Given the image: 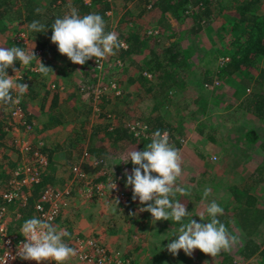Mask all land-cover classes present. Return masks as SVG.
Segmentation results:
<instances>
[{"label":"rangeland","instance_id":"rangeland-1","mask_svg":"<svg viewBox=\"0 0 264 264\" xmlns=\"http://www.w3.org/2000/svg\"><path fill=\"white\" fill-rule=\"evenodd\" d=\"M64 1H66L64 8L72 6L71 0ZM210 1L214 5V13L209 20L198 25L190 15L187 17L167 12L162 18L161 11L153 5L148 11L143 10L139 16L138 12L142 8L133 9L135 24L129 29L138 28V31L144 34V30H150L156 26L161 30V34L158 40H147V47L143 49L141 55H134L137 57L131 59L132 64L127 60L122 61L124 66L122 71L113 66L110 59L106 64V70L98 73L94 77L95 80L85 81L78 71L69 70L64 62H56L53 58L55 51L47 50V48H44L45 51L31 62L32 65L25 67L19 62V69H17L19 71H11L12 67L6 70L7 74L14 76L17 82L24 77L23 83L28 84L30 92L38 94L32 98L31 93H27L28 89L23 95L13 92L14 96L20 98L26 106L27 113L34 117L35 129L31 134V140L35 144L37 142L43 144V149L49 157L46 174L49 176L55 174L52 178L58 188H63L70 180L69 161L78 160L81 150L89 144L93 129H98V132L102 133L103 126L106 128L110 126V122L105 119L106 114L118 116L121 120L119 125L123 128L138 121L141 123L140 131L149 135L150 126L146 120L150 113L145 110L142 103L146 95L145 89L143 90V86L134 79L138 78L141 70H145L144 61H153L155 69L160 64L161 67L168 66L171 47L176 45L179 47L177 51L187 50L190 58L186 66L179 71L180 79H184L186 86L183 90L175 89L176 91L169 96L173 98V103L161 111L164 112L165 121L171 128L168 133L172 137V145L179 150L181 156L182 172L176 183L190 191V195L177 194L175 197L176 200L185 203L187 211L190 212L185 222L191 217L198 223L207 222L209 217L205 209L213 200L223 208V214L226 213L225 208L232 205V190L235 188L246 190L250 196L256 198V206L264 208V118L258 120L253 114L237 109L236 99L249 94L237 78L219 80L218 85L213 88L201 85L204 73L209 70L208 74H212L217 68V62L222 57V53L226 52L222 49L225 34L221 31V27L235 15L230 0ZM215 1L221 3V10ZM15 3L12 5V11L19 6ZM40 3L46 4V1ZM123 3L110 6L113 16L110 27L117 21L120 25V16L125 12ZM5 20L7 29L4 33H0V46H16L18 43L13 44V41H17V35L24 34L27 41L24 38L21 43L25 44L23 46L27 51L39 48L38 44L41 41L39 42L38 38L30 39L27 32H16L20 28L18 20L10 15ZM119 25L116 26L115 33L122 41L127 29L124 26L120 29ZM226 56L230 59L228 54ZM38 58L44 66L52 70L47 76L37 70L40 63ZM155 61L159 64L157 65ZM261 68L264 69V58L261 61ZM154 74L158 75L157 72ZM131 80L134 82L130 83ZM109 82L117 84L118 95L114 94L110 88H106ZM83 84L103 86L102 92L107 94L92 110L90 108L92 103L89 101L91 89H86L83 93L79 92V86ZM52 85L59 86L63 90L52 89ZM233 91H238L241 96L236 98ZM204 105V115H200L202 110L199 108ZM52 106H56L52 112L62 116L64 123L50 132H41V125L37 118L43 110H50ZM94 110H100V118H96ZM8 113L9 110L1 109L0 119L2 114L6 117ZM156 114L158 113H153V116ZM199 127L210 134L214 140L209 141L199 136L197 133ZM132 128L130 127L131 130ZM250 131L254 133L255 143L249 142L246 138V134ZM130 133L136 139L133 132L130 131ZM10 140L13 142V139L8 137L0 144L3 152L0 153V163L6 170L11 168V163L13 164L17 157ZM103 141L105 153L102 155L107 160L102 172L108 176L107 178H113L119 192L131 198L133 195L131 186L126 187V180L123 182L122 179L125 172H129L125 167L127 154L134 150L135 146L130 144L125 146L124 142L117 145L111 141ZM97 143L99 142L93 140L91 144L95 146ZM1 168V172L4 173L5 170ZM206 187L211 189V194L204 199L203 192ZM99 196L98 199L86 198L76 191L73 192L64 210L66 219L60 224V230L68 232L70 225L67 220L72 219L75 227L70 238L98 239V236L102 237L105 232V236L110 240L108 243L111 244V248L108 245L106 247L114 254L129 258L132 264H220L224 254L233 257L232 264L253 263L245 259L243 255V246L249 230L237 223L228 230L237 238L231 250H222L215 257L201 254L198 249L193 250L191 256L186 255L183 250L173 256L164 246L169 243V239L175 238L174 235L180 225L172 220H160L154 223L150 213L139 211L146 205H141L138 198L135 201L132 199V202L128 204L127 197L122 196V202H120L115 197L118 196L117 192H112L110 186L105 187ZM89 202L95 204L94 208L92 207L94 212L101 211L103 215L85 216V213L91 211L86 210ZM201 214H204L202 221ZM83 218L87 219L86 224ZM255 237L258 245H264V223L255 233ZM50 263L54 264V262Z\"/></svg>","mask_w":264,"mask_h":264},{"label":"trees","instance_id":"trees-1","mask_svg":"<svg viewBox=\"0 0 264 264\" xmlns=\"http://www.w3.org/2000/svg\"><path fill=\"white\" fill-rule=\"evenodd\" d=\"M41 1H46V4H41ZM129 1L131 0H123L124 3ZM219 1L215 2L218 3L217 6H219L221 10L222 5L219 3ZM14 2H16L15 4H19V6L15 11H12V5ZM14 2L12 0H0V33H4L7 29L5 19L8 15H10L12 18L18 20V26L20 28L16 32H27L30 39L35 37L38 38L39 42L41 41L38 44V49H40L42 52L45 51L44 48H47V50L50 51H55L53 58L56 62H64L65 66L69 70L78 71L85 81H90V79L95 80L94 77L97 75V73L92 70L91 59L86 61V63L83 65L74 64L68 59L66 55L60 54L57 46L51 42V25L56 18L63 17L66 1L15 0ZM58 2H60V4H57ZM148 2L149 4L153 5V7H156L161 11L163 14L161 16L162 18L165 17L164 14L167 12H170L172 15L181 14L186 16L184 14L185 8L188 6L198 7L197 13L190 15V17L194 18L197 25L205 23L206 20H209L215 10L213 9L214 5L210 0H148ZM230 3L231 6L234 7L235 15L230 17L228 22L226 21V23L221 27V31H223L225 34L222 40L224 42L222 49L226 51L222 53L221 56L223 57L228 54L230 56L229 62L222 67L217 66L216 70L210 75L208 74L209 70L205 72L203 78H201V85L203 87L204 85H209L215 79H218V81H224L228 80V78H237L241 82L244 90L248 91L249 93L242 96L240 99H236L238 102L237 109L253 114L256 119L262 120L264 118V69L261 68V61L264 58V0H230ZM71 4L80 12V14H83V16L90 13L99 14L105 21V31L110 32V24L108 19L105 17V13L110 10V4H108L105 0H95L92 8H86L82 6L80 0H71ZM37 8L40 9L39 13L36 12ZM143 10L145 11L144 7ZM34 20L45 25V32L35 33L28 30L27 25ZM152 29L151 35H147V31L144 30L145 33L140 35L142 37H140L136 32L129 33L127 37L123 39L127 45V49H118L119 58L123 62L127 60L132 64L131 59L134 58V55H141L143 53V49L147 47V40H158L160 37L161 30L156 26H154ZM154 31H157L156 36ZM16 47L20 46L17 44ZM36 49L37 48L34 50ZM178 49L179 47L176 45L171 47L168 58V66L166 65L161 67L162 65L160 64V66L155 69L153 61H144L145 70H141L138 78L134 79L143 86V90L145 89L144 92L146 95L144 96L145 99L142 101V103L144 104L145 110L150 113L146 123L150 126L149 133H151V137L156 130H160L161 133L165 131L169 132L171 128L165 121L164 112L161 110H164L166 106L173 103V98L169 97L173 91L175 92L177 89L183 90L186 86L184 79H180L179 71L186 66V63L190 58L187 50L177 51ZM15 62L16 65L14 64V67L19 69V61ZM155 63L157 65L159 64V62L157 63L156 61ZM30 65H32V63H30ZM11 71H13V68ZM143 72L151 75L153 79H147L145 76H143ZM156 72L158 73L157 76L154 74ZM22 79L23 80H19L18 82L23 83L24 77ZM134 80H131L130 83H133ZM30 91L31 89L28 88L27 93ZM79 92L83 93L80 86ZM30 93L32 98H35V96L38 95H35L33 92ZM12 95L14 97L13 93ZM233 95H235L236 98L241 96L238 91H233ZM89 101L91 102V98H89ZM9 105L3 106L9 107ZM55 107L52 106L50 107V110H43L37 118L41 125V132L52 131L64 123L62 116H60L58 113L52 112ZM93 107L94 106H90L91 110ZM22 108L26 114H28V119L33 121L34 117L27 113L26 106L23 103ZM199 109L202 110L200 115H204L205 105L201 106ZM153 113L158 114L153 116ZM112 116L116 124L114 130L109 132L107 131V128L103 126L102 133H100L98 132V129H93L89 137V144L87 147L81 150L78 160L73 161L72 159V162L69 161V174L71 173L70 168H72L76 163L79 164L81 169L89 175H92L98 169L102 168V165L105 164V161L107 160L102 155L105 153L104 141L102 142V140L111 141L117 145L124 142L125 146L129 144L134 145L136 150L139 151L144 150L146 144L151 142V138L142 140L134 139L128 129L119 125L121 120L118 118V116H114V114ZM3 129L2 120H0L1 141L6 140V134ZM197 133L199 136H203L209 141L214 140L213 137L205 132L203 128H197ZM246 138L251 143H255L256 141L252 131L246 134ZM93 140H96V142L99 143L93 146L91 144ZM43 150L45 152V149ZM67 156L70 155L67 154ZM86 156L89 158H84ZM92 159L101 162V164L93 167L90 165V161ZM125 167L130 174L134 165L129 160L127 163H125ZM153 175L156 174L153 173ZM69 177H72V175ZM126 179L127 177L124 175L122 181L124 182ZM6 180H8V176L5 174V172L3 173L0 170V186L4 185ZM49 185H54V180L51 176L45 175L39 184L31 187V194L28 197L29 199L25 206L17 204L11 209L9 208V213L17 211L21 214L20 219L13 218L10 226L11 231L18 229L26 219H30L34 202L38 199L40 193ZM232 191V205L228 208L226 207V213L218 215L217 218L223 224H225L228 230L231 226H235L236 223L241 225L243 228L248 229L249 232L246 235V241L244 242L243 246L244 258L252 261V264H264V245H258L256 241H254V238H256L255 233L262 225L264 211H259L256 208L254 199L251 198L246 190L235 188ZM127 197V202L129 204L132 202V197ZM175 224L178 223L175 222ZM198 252L203 254V252H201L199 249ZM233 261L234 260L231 255L224 254L220 264H232Z\"/></svg>","mask_w":264,"mask_h":264},{"label":"clouds","instance_id":"clouds-1","mask_svg":"<svg viewBox=\"0 0 264 264\" xmlns=\"http://www.w3.org/2000/svg\"><path fill=\"white\" fill-rule=\"evenodd\" d=\"M68 7L69 13L62 18H56L51 25V42L57 46L59 53L79 65L85 64L93 57L96 58L97 64L107 56L117 54L119 58L118 49L122 43L115 32L105 31V21L100 15L90 13L80 16L83 14H80L75 7L71 5ZM36 12L39 13L40 9L37 8ZM27 28L30 32H45V25L35 20L28 24ZM33 49L27 51L16 46H0V104L17 103L18 100L12 95L14 91L19 95L26 93L28 84L17 82L14 76L7 74L6 70L12 67L14 72L19 71L14 67L15 61L28 66L37 58ZM37 70L44 76L52 71L41 61ZM129 160L134 167L130 174L125 172L126 187L131 186L134 201L138 198L141 205H146L139 211L150 213L154 223L160 220H172L180 225L174 235L175 238L169 239V243L164 246L170 254L176 256L180 250H183L186 255L191 256L193 250L199 249L215 257L222 250H231L237 238L230 234L225 224L217 218L218 215L223 214V208L215 200L205 209L209 217L208 222L198 223L192 217L185 222L190 212L187 211L186 204L176 200L175 197L177 194L190 195V191L176 183L182 172L181 156L179 150L170 144L166 131L162 134L160 130H156L144 150L139 151L135 148L127 154L125 163ZM110 187L112 190L115 189L116 183ZM210 194L211 189L206 187L203 198L206 199ZM37 207L39 210V206ZM203 215L200 216L201 221ZM20 231L25 241L17 246V255L23 260L35 261L36 264L45 261L48 264L49 262L65 264L77 254L76 250L64 241V237L69 236V233L66 230H58L57 226L46 220L33 216L24 221Z\"/></svg>","mask_w":264,"mask_h":264},{"label":"built area","instance_id":"built-area-1","mask_svg":"<svg viewBox=\"0 0 264 264\" xmlns=\"http://www.w3.org/2000/svg\"><path fill=\"white\" fill-rule=\"evenodd\" d=\"M80 1L82 6L87 8H91L94 3V0ZM106 1L110 3V0ZM140 1L143 3V7L146 11L152 8V5L149 4L148 0ZM57 4H60V2ZM64 10V15L70 11L69 8H65ZM184 11V14L188 16L194 12H197L198 7L188 6ZM105 16L110 21V23H113L111 9L105 13ZM116 26L117 23H114V26L110 27V32H115ZM152 30L153 29L146 30L147 35H151ZM154 33L156 36L157 31H154ZM24 38V34L17 35V41H13V43H18L20 46H22V48L27 50L23 46L25 44L21 43ZM121 43L122 46L119 49L126 50V43L123 41H121ZM33 51L37 57L42 54V51L38 48ZM110 59L112 60L113 66H115L118 70H122L124 68L122 61L117 57V54H115L107 56L98 64L96 62V58L93 57L91 59L92 70L97 74L105 71L106 64L110 61ZM228 62V56H223L218 60L217 66L222 67ZM143 76L149 80L152 78L151 75L145 72H143ZM96 85L90 86L83 84L80 86L82 92H84L86 89H91V105L94 107L95 105L98 106L101 103L102 98L107 95L102 92L104 90L103 86L100 87ZM217 85L218 80H214L211 84L205 86L207 88H213ZM51 88L57 89L59 91L63 90V88L54 85H52ZM106 88L113 90V93L116 95L119 94V91L116 90L117 84L115 82L107 83ZM98 90H100V92ZM13 98L17 99L18 102L15 104H10L9 107H5L0 104V111L1 109L9 110V113L6 115V117H4L2 114L0 120H2V125L4 128L3 130L6 134V138L10 137L13 139V142L10 140V143L17 153V157L13 161V164L15 165L14 167L6 170L0 163V167L5 170V174L8 176V180L5 181L4 185L0 186V264H36L31 260H23L17 255V246L25 241V237L20 231L22 225L14 231L10 230V226L13 218L20 219L21 214L17 211H14L11 214L8 212V210L11 206H16L17 204L21 206H25L27 204L29 199L28 197L31 194V187L39 184L41 179L47 175L46 171L49 166V157L47 153L44 152V146L41 142H37L35 145V143L31 140V134L35 129V124L33 121L28 119V114H26L22 108L21 99L15 96ZM94 112H96L95 115L97 119L101 117L100 110H94ZM112 115L113 114L105 115V119L110 122V126L107 128L109 132L113 131L116 125ZM140 124V122H133L131 125L129 124L125 127L129 131L133 132L134 137L138 140L145 139L147 137L151 138L150 133L148 135L146 132L140 131ZM130 127H133L132 130ZM168 137L170 144H172V137L169 133ZM1 142L3 141L0 140V144ZM1 149L2 148L0 147V153H3ZM84 158L87 159L89 157L86 156ZM100 164L101 162H98L94 159L90 161V165L93 167H96ZM103 167L104 164L102 165V168L98 169L92 175H89L81 169L79 164L76 163L72 168H70V175H72V177H70V180L63 188H58L55 184L49 185L40 193L38 199L33 204L30 218L35 216L56 226L57 220L60 217L62 211L67 207L68 200L71 198V194H73V192L76 191L78 194H82L86 198L91 197L98 199L100 197L99 195L101 191L105 187L114 184L113 178H107L108 176L102 172ZM112 192H117L118 196L115 197L120 202H122L121 197L125 194L119 192L117 187L113 189ZM37 206H39V210ZM65 243L73 247L77 253L76 256L71 257L68 260L67 264H132L129 258L121 256L120 254L112 253L97 238L72 237L70 240L65 241ZM13 257H15V259H13Z\"/></svg>","mask_w":264,"mask_h":264},{"label":"crops","instance_id":"crops-1","mask_svg":"<svg viewBox=\"0 0 264 264\" xmlns=\"http://www.w3.org/2000/svg\"><path fill=\"white\" fill-rule=\"evenodd\" d=\"M116 3H118V4H121V3H123L122 2V0H112V2L110 3V6H115V4ZM112 6V7H113ZM123 7H124V9H125V12H123V14H121V20H120V25H119V21H117L116 23H117V25H119V28L121 29V26H124L125 27V29H127V33L125 34V36H124V38L125 37H127V35L129 34V33H131V32H136V33H138V35L140 36V35H142V32L140 33V31H138V28H135V29H129L133 24H135L134 22H135V18H133V13H132V10L133 9H136L137 7H141L140 9V12H138V16L139 15H141V12L143 11V4H142V2L141 1H139V0H131V2H128V3H123ZM115 10H116V8H114ZM131 16V17H130ZM137 16V17H138ZM118 28V29H119ZM140 37H142V36H140ZM123 38V39H124ZM137 56H135L134 58H136ZM29 113V112H28ZM48 132H50V131H48ZM12 161H13V159H12ZM15 165L14 164H12L11 163V167H14ZM53 171V170H52ZM54 175V176H53ZM51 174V177H55V174ZM251 198H253L254 199V201H255V204H256V198L254 197V196H251ZM71 203V202H70ZM93 202H89V203H87V205H86V210H88V211H90V212H87V213H85V216L87 215V216H95V215H97V214H100V215H103L102 213H100L101 211H98L97 213L96 212H94L93 211V208H94V205L95 204H92ZM96 203H98V202H96ZM73 206H75V205H73ZM256 206V205H255ZM13 206H11L10 207V209L12 208ZM93 207V208H92ZM256 208L259 210V211H264V208L262 209V208H260L259 206H256ZM80 209V208H79ZM65 210V209H64ZM64 210L62 211V213H61V215H60V217L58 218V220H57V224H56V226H57V228H58V230H60V224H62L63 223V221L66 219L65 218V216L64 215H66L65 214V212H64ZM264 213V212H263ZM11 214H12V212H11ZM82 216V215H81ZM263 218H264V215H263ZM83 221H84V223L86 224L87 222L85 221V220H87V219H82ZM67 223H69V225H70V229H68L69 231H68V233H69V236H67V237H64V239H65V241H67L71 236H72V232H74V230H73V228L75 227V226H73L74 225V221L72 220V219H69V220H67ZM262 223H264V219H263V221H262ZM95 234H98L99 235V233H97V232H94ZM105 232H104V234L102 235V237H100V235L98 236L99 238V240L101 239V242H102V244L103 245H108L110 248H111V244L110 243H108L110 240H109V238L107 237V236H105ZM255 239V238H254ZM254 241H258L257 239H255ZM35 262V261H34ZM36 263V262H35ZM68 263V261L65 263V264H67ZM41 264H48V262H41ZM49 264H52V263H50L49 262Z\"/></svg>","mask_w":264,"mask_h":264}]
</instances>
